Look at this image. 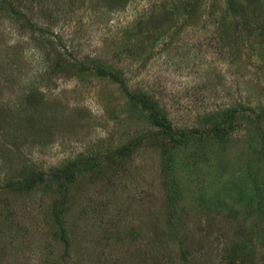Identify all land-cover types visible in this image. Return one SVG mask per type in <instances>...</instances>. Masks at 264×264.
Returning <instances> with one entry per match:
<instances>
[{
  "label": "rangeland",
  "instance_id": "rangeland-1",
  "mask_svg": "<svg viewBox=\"0 0 264 264\" xmlns=\"http://www.w3.org/2000/svg\"><path fill=\"white\" fill-rule=\"evenodd\" d=\"M252 1L230 10L225 0H10L27 21L0 2V264H181V250L187 264H220L225 241L243 229L264 235L231 187L264 186V120L255 119L264 110V0ZM38 28L52 46H35ZM57 50L63 70L53 74ZM98 66L189 133L173 142L191 170H168L165 181L170 142L154 141L147 115L95 75ZM229 107L240 112L235 128L194 164L211 140L191 131ZM86 160L91 169L68 185L8 184L21 167L47 173ZM220 198L231 205L208 210ZM254 253L251 264H261L264 242Z\"/></svg>",
  "mask_w": 264,
  "mask_h": 264
},
{
  "label": "trees",
  "instance_id": "trees-1",
  "mask_svg": "<svg viewBox=\"0 0 264 264\" xmlns=\"http://www.w3.org/2000/svg\"><path fill=\"white\" fill-rule=\"evenodd\" d=\"M253 2L252 0H250ZM1 4L4 3L9 8L7 9V12L10 13V15L15 16H21L20 11L15 10L14 6L10 3V0L3 1L0 0ZM226 5L228 9L231 10V8H235V2L234 0H225ZM2 8H5L4 6H1ZM258 8V7H257ZM254 8V9H257ZM257 13V11L255 10ZM260 12V9L258 13ZM259 18H261V13L257 15ZM26 20V17L23 19ZM30 30L37 29L38 26H35V24L30 23L28 25ZM227 26H225L226 28ZM40 31V34L42 35L40 40H37L33 38L32 40L35 42V46L40 48H46V46H52L53 43L50 42L49 38L45 37L46 29L45 28H38ZM34 33V32H33ZM35 34V33H34ZM44 36V37H43ZM57 54H60V51L55 52V57L51 58L53 61L50 65H47V71L50 72L52 70L53 74H58L63 69L61 68V64L57 63L59 58ZM56 56L58 58H56ZM50 62V58H49ZM54 63V64H53ZM52 67V69L49 71L48 67ZM72 67L75 65L71 64ZM46 68V67H45ZM65 69V66L63 67ZM67 68V66H66ZM93 69V68H92ZM67 71H70L69 69ZM95 75L100 77H108L111 79V81H114L115 83H118L123 90V93L127 95V101L129 103L134 104L136 107L140 109L141 112L145 113L147 115L149 124L151 127L158 130L157 136H153L154 141L166 137L168 141L170 142L169 146H162V153H163V161H162V169H163V176L165 181L167 182L171 178V174L169 171H173V174L175 172H178V169H180L182 166L187 169V171L192 169V165H190V157L186 155L182 149L184 148L183 144L180 142H173V139H176L177 136L182 135V139H184V135L187 137L186 132H178L177 130H174L171 126V122L168 119L167 114L165 113V110L159 106L158 102L153 97H149L146 93L134 91L130 92L127 90L125 83L119 78V76L116 74V72H113L112 70H108L107 68H104L102 66H98L95 68ZM64 73V72H62ZM28 103V102H27ZM259 110V108H258ZM32 112V111H31ZM33 114H37L36 111L32 112ZM239 110L235 107H229L221 111L212 112L210 113L209 119L203 123V126L201 128H197L195 130H192L191 133L195 134L196 136H209V144L203 145L205 148V151L202 148H197V154H193L191 156V159L194 160V164L196 163H202L200 161V158L202 160L205 158V155L207 154L209 159L213 158L218 153V149L215 150L218 145L224 143L227 141V138L230 133L235 128V122L237 119ZM32 114V117H34ZM38 115V114H37ZM42 115V113H41ZM264 116V110L261 113L256 114L255 119L260 121H263ZM206 124V125H205ZM197 136V137H199ZM188 138V137H187ZM256 137L253 135L251 137V142L255 143ZM215 142H212L214 141ZM217 140V141H216ZM139 140H135V142L132 144L139 145ZM131 144H128L126 146L121 147L118 150V155H125L128 151H131ZM135 147V145H134ZM5 149H9V145L5 147ZM215 150V151H212ZM206 159H204L205 161ZM193 164V165H194ZM91 162L89 160L83 161L78 163L77 161L70 162L68 165H62L54 170H50L47 173L43 172H37L34 171V169H29V167H21V171H19V174L8 181V184L10 187L13 188V190L18 191H25V190H31L34 189L37 185L43 184L45 179L49 181H53L60 186L68 185L71 182L75 181L78 177L82 176L86 172H88L91 169ZM195 166V165H194ZM169 170V171H168ZM191 173H189V177ZM249 176H252L250 174ZM228 185V184H227ZM232 189L236 192V194L241 195L240 200L243 205V209H246L245 217L250 215V212L254 210V212H257L258 217L261 219L262 227L264 225V202H262V197L264 196V186L262 184L254 183L251 184L253 187V191H249V194H242V190L237 188L235 186V183L231 184ZM15 188V189H14ZM175 193V192H174ZM224 198H220V200H217V203L211 204L210 201H208V204L211 206L210 209H207L212 211L214 213L215 210H220L222 208H225L227 205L230 206L231 203L227 202V200H223ZM207 202V201H206ZM214 208V209H213ZM222 213L223 211L220 210ZM247 218V219H248ZM252 228L249 233L245 231L244 229L240 231L241 233H238L233 239H229L225 241L228 243L226 247L222 249V255L220 254L219 263L220 264H251L252 260L255 261V253L256 252V246L259 244H262L264 242V235L259 234L255 236V234L252 232ZM264 230V228H262ZM260 241V242H258ZM223 242V241H221ZM217 245H220L217 243ZM203 247V244H202ZM179 256L181 255V264H187L189 261V257L191 254L188 253V251L181 250L179 253ZM261 264H264V259L260 260Z\"/></svg>",
  "mask_w": 264,
  "mask_h": 264
}]
</instances>
